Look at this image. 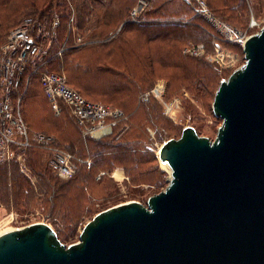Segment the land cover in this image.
Returning <instances> with one entry per match:
<instances>
[{
  "label": "rangeland",
  "instance_id": "rangeland-1",
  "mask_svg": "<svg viewBox=\"0 0 264 264\" xmlns=\"http://www.w3.org/2000/svg\"><path fill=\"white\" fill-rule=\"evenodd\" d=\"M105 1L109 9H115L119 6L118 2L121 3L124 0ZM140 2L145 4V8L138 18H143L144 22L154 20L143 17L144 11L149 6L148 0H135L130 15L126 14L124 16H127V20L128 18L131 20L132 28L133 26H139L134 24L137 21L134 20L136 18L133 13ZM205 2L208 3L213 14L218 18L221 17L222 20L231 24L234 28L242 30L247 36L261 31L264 27V0H205ZM189 3L187 0H175L173 6L177 10V15L185 18L184 21L193 17V22H199L200 27L192 28L191 24V26L179 27L183 29L180 30L182 31L180 40L171 42V45H174V63L176 66L169 67L166 65L169 64V59L166 57L169 52L159 51L156 46L159 42L154 43L149 52H106L107 55L112 56L111 59H107L106 56V59L101 61L103 64H110L116 69L129 71V74L133 71L132 74L135 76L137 74L139 79L143 81L144 87L138 86L137 94L133 95L131 93L130 95L108 93L104 88L107 84L99 78L92 80L93 87H90V89L95 91L93 94H89L77 84L71 83L68 69L65 62L63 63L64 50L67 47L59 46L63 39L57 37L58 26L53 27V23L46 21L35 23L29 19L32 16L29 12L33 7L18 9L12 13L10 12L9 15L0 14V26L2 27L0 28V48L15 27L27 23L30 25L32 32L38 37L45 57L50 58L43 65L40 64L42 63L40 57L29 62L25 76L16 92H14V96L16 95L17 98L21 96L19 107L30 129L50 132L49 134L55 137V148H57L58 140L61 145L62 143L70 145V148L87 158L86 155L90 149L85 146L73 121L74 119H72L71 108L62 104L64 113L60 117L56 116L44 92L41 80L42 73L45 71L58 72L65 75L67 81H69L68 83L80 90L84 96H87H85L86 98L97 103L121 108L123 111L126 109L130 113L131 111L136 112L133 113L130 120V128L124 134L126 139L130 140L131 144L135 146L133 151L137 154L133 162L131 160L124 161L127 165L125 166L127 167L126 170L121 165H117L113 167L111 173L105 170L104 163L97 164L94 168L89 169L90 160L92 159L93 162L94 160L92 157L91 159L88 158L86 159L88 161L87 168H83L75 178L72 177L68 180L69 183H66L65 186L62 184L66 179L59 175L60 178L58 177V179L55 173L46 168L47 154L35 150L30 151L32 147L25 152H21L20 158L2 162L10 164V166L7 168L8 183H4V185L0 183V233L34 222L44 221L51 224L58 231L60 240L66 245L75 244L80 240L84 225L98 212L129 200H138L143 204H147V199L151 195L166 189L171 180V171L169 166L163 164L158 156L159 149L166 140L179 138L184 127L189 125L195 127L200 135L207 136L210 140L216 139L223 120L217 117L213 111L215 94L221 81L227 79L232 71L245 63V52L243 47L239 45L220 40L222 49L229 52H226L222 57L220 56L221 59H216L218 51L215 42L218 41H214L210 36L212 32L217 34V31L203 14L198 12L194 15L193 12L196 10ZM39 4L40 2H38V6ZM93 5L95 6L94 10L99 9L101 14L106 10L98 2L90 5L91 9H93ZM69 7L72 8L70 18L74 16L72 22L69 21L70 18L68 21L69 27L74 32L72 42L75 46L95 45L96 47V44L105 41L107 35H110L107 40L111 39L122 28V23L120 24L119 20L103 27L96 26L97 11H93L89 15L90 19L87 18L83 23V29L79 31L75 20V13L77 14V10H75L76 3ZM60 8V6L56 7L55 12H58ZM166 15H170L169 12ZM159 18H162L160 20L167 19L166 22L168 23L180 21L176 17ZM40 27L42 29L41 33L39 31ZM179 28L171 29L176 30ZM201 43L206 45L203 54L193 55L187 52L188 48ZM61 49L63 50L61 51ZM78 54L83 55L82 52L75 53L70 59L77 56L76 62L83 67L96 63L90 62V57L78 56ZM57 57H61V63H58ZM187 71L191 74L187 75ZM84 77H81L82 82L88 85ZM157 85L164 87V98L166 100L180 99V106L176 110V114H172L173 116L165 113L164 106L157 97L152 96V103L149 106L139 103L141 94ZM200 89L202 92H200ZM1 92L2 90H0L2 95ZM75 120L77 122L76 118ZM78 125L82 127L84 133L83 126L79 123ZM135 140L142 141V143L135 142ZM91 146L95 147L92 150L93 152L96 151V148L101 149L97 145ZM48 149L52 151V156L53 150ZM58 149L71 153L59 147ZM92 151L90 150L91 153ZM72 158L76 161L74 155ZM139 159L141 161L138 162ZM16 162L20 166L22 183L24 184L27 178L31 183V188H26L29 183H25L22 187L23 193H19L17 205L13 203V198H16V189L12 186L10 179L16 176V172H14L17 166ZM38 164L39 168L43 167L48 170L43 177L35 174L36 169H34V166H38ZM102 175L103 177L100 178ZM53 186L57 187L58 193L55 198H50ZM47 213L50 214V217L47 216Z\"/></svg>",
  "mask_w": 264,
  "mask_h": 264
},
{
  "label": "water",
  "instance_id": "water-1",
  "mask_svg": "<svg viewBox=\"0 0 264 264\" xmlns=\"http://www.w3.org/2000/svg\"><path fill=\"white\" fill-rule=\"evenodd\" d=\"M221 81L215 140L186 126L159 159L166 189L98 212L66 245L44 221L0 233V264H264V27Z\"/></svg>",
  "mask_w": 264,
  "mask_h": 264
},
{
  "label": "trees",
  "instance_id": "trees-1",
  "mask_svg": "<svg viewBox=\"0 0 264 264\" xmlns=\"http://www.w3.org/2000/svg\"><path fill=\"white\" fill-rule=\"evenodd\" d=\"M111 2L113 0H110ZM135 1V0H134ZM133 0H124L121 3L118 2V7L115 9H109L106 5L105 0H63L59 1L57 0H0V14L9 15L10 12H14L18 9H23L25 7H33V9L29 12L31 19L35 23H44L50 22L54 23L55 20H59L60 24L58 25V32L57 37L59 39H63V41L60 42L59 46H65L67 49L64 50V57H63V63L65 62V65L69 72V78L71 83L77 84L81 89L88 92L89 94L95 93V91H91L90 87H93V81L95 79H101L104 83L107 85L104 86V88L107 90L108 93L114 94V95H123L130 93L137 94V88L138 86L144 87L142 84V80L139 79V77L133 75V71L131 74H129V71L126 70H120L114 68V66H111L110 64H103L101 61L106 59H111L112 55H107L106 52H149V50L152 49V45L154 43L159 42L157 46V49L162 52H169L166 57L169 59V64H166L167 66H176L175 62V50L174 45H171V42L173 41H179L182 36L183 29H180L179 27L182 26H191L193 27H200L199 22H193V17L190 19H186V22H182L185 18L179 17L177 15V10L175 6H173L175 0H148L149 6H147L146 10L144 11L143 17L149 19H154L151 22H136L134 24L139 25L132 26L131 20L126 19L124 17L126 14L130 15V12L134 5ZM38 2H40L38 6ZM94 2H98L104 6L106 10H104L103 14H101L99 9H95V4L93 5V9L90 8V5H92ZM73 3H76L77 14L75 13V20L77 21V28L78 30L83 29V23L90 19L89 15L92 14V12L97 11V25L96 26H105L107 24L114 23V21H120V24L122 23V28L120 32L114 36L111 39H108L109 36L105 38V41L100 42V44L95 45H77L75 46L72 42L73 34L71 28L69 27V18L72 14V8L69 6ZM60 6L61 8L58 10V12H55V8ZM192 9V8H191ZM193 10V9H192ZM167 12L171 15H166ZM194 15H196L198 12L194 11ZM176 17L179 18L177 22L174 23H168L167 19L160 20L162 18L159 17ZM178 16V17H177ZM159 18V19H155ZM66 21V23H64ZM191 24V25H190ZM142 26V27H141ZM57 27V26H56ZM179 28L176 30H172L171 28ZM197 27V28H198ZM0 28H2L0 26ZM157 28H160L162 30H158ZM79 34H81L79 32ZM83 36V35H82ZM212 39L213 37L210 36ZM174 42V43H175ZM170 44V48H169ZM82 52L83 55L78 54V56H84V57H90V62H96L95 64L91 63V66L83 67L81 64L76 62V57L74 59H70L72 55H75V53ZM86 55H92V56H86ZM58 58V57H57ZM80 59V57H79ZM58 63H61V57L58 59ZM191 72L187 71V75H190ZM84 77V80L86 81V84L82 82L81 77ZM68 78V79H69ZM69 82V81H68ZM201 90V89H200ZM80 91V90H79ZM81 92V91H80ZM202 92V90L200 91ZM82 93V92H81ZM144 93V92H143ZM142 93V94H143ZM83 94V93H82ZM142 94L140 96L139 103L144 106H149L152 102V97L149 101L145 102L142 99ZM84 95V94H83ZM86 96V95H85ZM87 97V96H86ZM124 109V108H123ZM126 112V118L121 119L117 122L116 126L113 129V132L109 135L103 136L101 138H94L88 134L83 133L82 127L78 125L76 122L73 114H71L73 121L75 122L77 129L79 133L81 134V137L85 143V146L90 149L91 151L95 149V147L91 145H97L100 146L101 149L98 150L96 148V151L92 153L90 150L89 153L86 155L87 158L84 157V155L78 154L77 151L70 148V145L59 143L57 140V147L70 151L72 155H74L77 163V171L75 174L69 178H64L66 181H63V186L66 185V183H69L68 180L75 178L83 168H87L88 164L87 160L88 158H93L94 162L90 160L89 163V169L94 168L95 165H99L101 163H104L106 166L105 170L111 173L114 166L121 165L123 168H126L127 166L124 161L131 160V162L134 161L135 156L137 155L135 151H133L134 145L131 144V141L126 139V135L124 134L129 128H130V120L132 119L133 113H136L135 111L128 112L126 109H124ZM55 112V111H54ZM64 113V109L61 113L56 114V116H61ZM117 130V131H116ZM42 131V130H41ZM44 131V130H43ZM42 131V132H43ZM47 132V131H44ZM82 132V133H81ZM50 133V132H47ZM57 139V138H56ZM135 142L142 143V141L135 140ZM92 143V144H91ZM40 151L47 154V169L55 173L57 178L59 177L57 173L51 168L49 165V157L51 156L52 151L48 148H44L42 146L40 147H32L30 151ZM86 161V162H85ZM141 161V159L138 160V162ZM17 166L14 169V172H16V176L11 179L12 186L14 189H16V198H13V203L18 202L17 198H19V193H23L22 187H24L25 183H29L28 187H30V181L27 178L25 183H22V173L20 172V166L18 162H16ZM10 166L8 163H0V183L4 185V183H8V170L7 168ZM38 166H34V169H36L37 176H44V174L47 173V169ZM46 170V171H44ZM104 172V171H101ZM103 175L100 177L102 178ZM60 178V177H59ZM58 178V179H59ZM56 184V183H54ZM25 188V189H26ZM88 189V188H86ZM57 187H52L50 198H55L57 195ZM0 200H1V193H0ZM17 205V203H16ZM47 216L50 217V214L47 213ZM47 217V218H48ZM58 232V231H57ZM59 235V234H58Z\"/></svg>",
  "mask_w": 264,
  "mask_h": 264
},
{
  "label": "built area",
  "instance_id": "built-area-1",
  "mask_svg": "<svg viewBox=\"0 0 264 264\" xmlns=\"http://www.w3.org/2000/svg\"><path fill=\"white\" fill-rule=\"evenodd\" d=\"M193 8L203 14L207 21L216 29L217 34L212 32L211 36L217 49L216 59H221L226 52L222 49L220 40H226L231 44L244 47L248 36L240 29L232 26L226 21L213 14L205 0H187ZM145 8V4L140 2L133 13L137 22H144L140 17ZM74 16L69 21H73ZM143 20V21H142ZM186 22V21H182ZM59 25L56 20L53 27ZM42 32L41 27L39 28ZM204 43L187 49L193 55H200L205 52ZM63 49H61L62 51ZM42 45L38 37L30 29L27 23L15 27L9 34L6 42L0 48V162L10 161L20 158L21 152H25L30 147L42 146L51 148L53 154L49 160L51 168L62 178H69L77 171V163L73 160L71 153L54 147L55 137L49 133L31 130L25 121L21 111V96H14L25 76L27 65L40 57L41 65L48 62L50 58L45 57L42 52ZM60 52V51H59ZM221 56V57H220ZM39 64V65H40ZM42 85L47 99L55 111L59 114L63 111L62 104L71 108L77 122L84 128V133L94 138H101L113 131L114 125L126 117L125 112L118 107L95 102L86 98L79 90L72 87L65 75L45 71L41 75ZM165 90L162 85H157L142 95L143 101L157 97L163 104L165 113L169 116L176 114L180 106V99L174 98L166 100Z\"/></svg>",
  "mask_w": 264,
  "mask_h": 264
},
{
  "label": "bare ground",
  "instance_id": "bare-ground-1",
  "mask_svg": "<svg viewBox=\"0 0 264 264\" xmlns=\"http://www.w3.org/2000/svg\"><path fill=\"white\" fill-rule=\"evenodd\" d=\"M233 72V71H232ZM169 169L171 170V168L169 167ZM116 173H118V172H116ZM118 176H119V174H117ZM14 229V228H13ZM9 230H11V229H9ZM2 233V232H1Z\"/></svg>",
  "mask_w": 264,
  "mask_h": 264
}]
</instances>
